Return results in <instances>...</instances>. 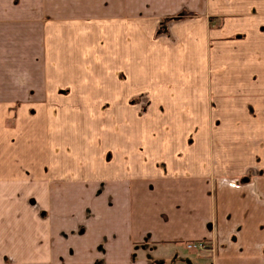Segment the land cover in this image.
<instances>
[{"label": "crops", "instance_id": "crops-1", "mask_svg": "<svg viewBox=\"0 0 264 264\" xmlns=\"http://www.w3.org/2000/svg\"><path fill=\"white\" fill-rule=\"evenodd\" d=\"M0 134V264H264V0H0Z\"/></svg>", "mask_w": 264, "mask_h": 264}, {"label": "built area", "instance_id": "built-area-1", "mask_svg": "<svg viewBox=\"0 0 264 264\" xmlns=\"http://www.w3.org/2000/svg\"><path fill=\"white\" fill-rule=\"evenodd\" d=\"M188 248L198 250V251H203V250H208L209 246L206 245V243L195 242V243H189Z\"/></svg>", "mask_w": 264, "mask_h": 264}, {"label": "rangeland", "instance_id": "rangeland-1", "mask_svg": "<svg viewBox=\"0 0 264 264\" xmlns=\"http://www.w3.org/2000/svg\"><path fill=\"white\" fill-rule=\"evenodd\" d=\"M0 136H1V134H0ZM31 148L36 149V145L32 144V145H31ZM203 251H206V250H203Z\"/></svg>", "mask_w": 264, "mask_h": 264}]
</instances>
